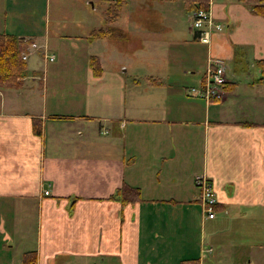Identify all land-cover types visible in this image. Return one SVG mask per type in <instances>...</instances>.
Wrapping results in <instances>:
<instances>
[{
	"label": "crops",
	"instance_id": "obj_1",
	"mask_svg": "<svg viewBox=\"0 0 264 264\" xmlns=\"http://www.w3.org/2000/svg\"><path fill=\"white\" fill-rule=\"evenodd\" d=\"M171 1L125 0L106 24L99 0H0V33L53 55L39 71L28 53L21 84L0 87V264H264V18L209 0L204 45ZM209 56L227 93L207 102L187 88ZM132 57L145 72L129 77ZM122 183L139 200L111 198Z\"/></svg>",
	"mask_w": 264,
	"mask_h": 264
},
{
	"label": "trees",
	"instance_id": "obj_2",
	"mask_svg": "<svg viewBox=\"0 0 264 264\" xmlns=\"http://www.w3.org/2000/svg\"><path fill=\"white\" fill-rule=\"evenodd\" d=\"M105 4L103 10L104 22L106 24L113 22L119 12L120 7L125 0H99ZM250 6L251 12L264 18V0H239ZM183 6L187 9H208L209 0H181ZM108 33L107 29L99 28L92 30L89 34L90 38L103 37ZM24 51L18 39L13 35L0 33V87L1 88H17L21 84L24 76L25 64L20 59L21 53ZM88 64L91 68L93 76H98L101 72L99 62L96 56L88 58ZM259 70L257 80L264 83V59H258L255 62ZM111 198L119 201L121 205L134 203L139 200L140 192L137 187L122 183L113 193ZM25 264L33 263V252H27L23 255ZM180 264H196L195 260L182 261Z\"/></svg>",
	"mask_w": 264,
	"mask_h": 264
},
{
	"label": "built area",
	"instance_id": "obj_3",
	"mask_svg": "<svg viewBox=\"0 0 264 264\" xmlns=\"http://www.w3.org/2000/svg\"><path fill=\"white\" fill-rule=\"evenodd\" d=\"M190 26L196 32L197 41L201 44L208 45L210 35L213 30L220 28V25L214 23L208 9H194L189 14ZM31 43L30 47L34 48ZM30 51L22 52L21 60H25ZM47 60L51 61L53 55L46 56ZM226 83L225 65L223 61L211 56L206 58V64L201 82L197 86L187 88V93L205 101L220 100L223 94V86ZM193 184L198 189L197 200L201 206L203 215L212 218L214 215V207L216 204L214 193L209 185L207 178L203 175H196L193 178ZM47 194V191H43ZM35 264V263H32Z\"/></svg>",
	"mask_w": 264,
	"mask_h": 264
},
{
	"label": "rangeland",
	"instance_id": "obj_4",
	"mask_svg": "<svg viewBox=\"0 0 264 264\" xmlns=\"http://www.w3.org/2000/svg\"><path fill=\"white\" fill-rule=\"evenodd\" d=\"M130 1V3L134 2V1H138V0H128ZM142 1V0H141ZM172 4L171 5H174V7H176L177 9V19H178V25H177V28L178 30H183V29H186V27L188 25H190V19H189V14L190 12L192 11L191 9H187L183 6L181 0H172L171 1ZM24 46V51L23 52H26L28 51V46L26 45H23ZM51 53H47L45 54V56L43 57L36 49H31L29 54H28V66L30 67H33L35 70H39L41 71L42 69V63L43 61H47V57L46 56H49ZM64 58H67V57H64ZM213 58H216V57H213ZM131 59V58H130ZM219 59V58H218ZM221 60V59H220ZM23 61V60H22ZM222 61V60H221ZM57 62V59H55L54 63ZM64 63H66L64 61ZM69 64V62H67ZM135 66L137 67L136 71L137 72H141L144 67L142 66V64L140 63L139 60H137L136 58L132 57L131 60H127V62L124 64V66L126 67V71H127V74H129V77H130V68L131 66ZM66 66V65H65ZM139 68V69H138ZM25 72V70H24ZM145 71L143 70V73ZM72 73V72H71ZM59 77H62V76H59ZM58 76H55L53 77V79H58L59 78ZM131 80V79H130ZM227 93V90H226V86L224 85L223 86V94L221 96V98L223 97L224 94ZM215 101V100H213ZM218 101V100H217Z\"/></svg>",
	"mask_w": 264,
	"mask_h": 264
}]
</instances>
